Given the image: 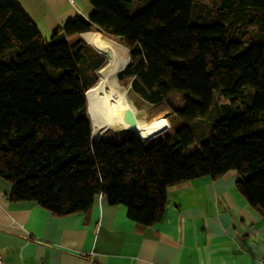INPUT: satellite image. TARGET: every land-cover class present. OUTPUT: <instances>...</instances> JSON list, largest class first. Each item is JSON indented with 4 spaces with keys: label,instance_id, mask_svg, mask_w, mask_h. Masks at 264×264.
<instances>
[{
    "label": "trees",
    "instance_id": "16d2710c",
    "mask_svg": "<svg viewBox=\"0 0 264 264\" xmlns=\"http://www.w3.org/2000/svg\"><path fill=\"white\" fill-rule=\"evenodd\" d=\"M88 20L68 21L45 39L20 7L0 2V177L9 200L35 202L56 217L86 214L96 196L153 226L171 188L230 172L264 219V0H87ZM95 29L129 50L122 79L150 104L184 94L178 117H205L214 93L241 98L199 153L188 125L150 146L93 140L81 75L66 35Z\"/></svg>",
    "mask_w": 264,
    "mask_h": 264
},
{
    "label": "crops",
    "instance_id": "0c3cea01",
    "mask_svg": "<svg viewBox=\"0 0 264 264\" xmlns=\"http://www.w3.org/2000/svg\"><path fill=\"white\" fill-rule=\"evenodd\" d=\"M0 2L20 7L45 39L93 10L87 0ZM241 179L230 172L171 188L161 221L142 226L99 195L88 213L56 217L35 202L9 200L11 185L0 177V257L4 264H259L264 219L238 191Z\"/></svg>",
    "mask_w": 264,
    "mask_h": 264
},
{
    "label": "bare ground",
    "instance_id": "6f19581e",
    "mask_svg": "<svg viewBox=\"0 0 264 264\" xmlns=\"http://www.w3.org/2000/svg\"><path fill=\"white\" fill-rule=\"evenodd\" d=\"M68 38L73 59L86 86L85 97L94 137L101 138L108 129H132L146 141L168 127L164 118L151 123L124 120L127 110L134 113L127 92L116 77L128 62L126 47L96 31L77 32Z\"/></svg>",
    "mask_w": 264,
    "mask_h": 264
},
{
    "label": "rangeland",
    "instance_id": "374dc122",
    "mask_svg": "<svg viewBox=\"0 0 264 264\" xmlns=\"http://www.w3.org/2000/svg\"><path fill=\"white\" fill-rule=\"evenodd\" d=\"M150 2L151 0H132L129 5L130 13L133 14L141 10L142 8L146 7ZM88 31H96V30L90 29ZM98 33L101 34L100 32ZM113 41L118 42L117 40H113ZM118 43L121 44L120 42ZM128 55H129V50H128ZM80 75L83 84V75L81 73ZM118 81L127 92V97L134 107V114L137 120H139L142 123H151L153 120H156L158 118H164L168 123V127L162 133L144 142L146 143V146L148 147L158 141L164 140L165 138L172 136L173 133L179 127L183 125H188L190 126L194 136V142L187 148L188 155H194L199 153L202 149V144H204L206 140H209L210 137L213 135L214 127L216 123L223 116V111L220 108L221 106H226L231 111L232 116H238L245 109L247 104L245 99L226 98L222 96L220 93L215 92L213 94L214 95L213 105L211 106L209 113L205 117L197 118L192 122H185L178 117L177 113L175 112V109L171 106V104H173L176 109L178 110L183 109L185 105L184 94L172 93L163 102L157 104H150L144 101L136 93L130 90V84L128 85L129 82L127 79H120ZM83 88L85 91L86 86L84 84H83ZM87 114L91 124L90 116L88 113V107H87ZM131 132L132 131L128 129H115V130L108 129L103 133L101 138H98V137H94V135L92 134V124H91V136L93 140L103 139L106 141L120 143L125 141L126 138L131 135Z\"/></svg>",
    "mask_w": 264,
    "mask_h": 264
},
{
    "label": "water",
    "instance_id": "95a60500",
    "mask_svg": "<svg viewBox=\"0 0 264 264\" xmlns=\"http://www.w3.org/2000/svg\"><path fill=\"white\" fill-rule=\"evenodd\" d=\"M70 51H71V54H72V50H71V49H70ZM128 61H129V57H128ZM127 63H128V62H127ZM126 65H127V64H126ZM125 67H126V66H125ZM125 67H124V68H125ZM124 68H123V69H120V70L117 72L116 76H117V79H118V80L122 79ZM85 96H86V95H85ZM124 120L127 121V122H133V121H135V120H137V119H136V117H135V114H134L131 110H127V111L125 112V114H124ZM129 130L132 131V133H133L134 136L138 137L137 134H136V132H135L134 130H132V129H129ZM138 138H139V137H138ZM139 140H140L141 142H145V141L142 140L141 138H139Z\"/></svg>",
    "mask_w": 264,
    "mask_h": 264
},
{
    "label": "built area",
    "instance_id": "2783aa9c",
    "mask_svg": "<svg viewBox=\"0 0 264 264\" xmlns=\"http://www.w3.org/2000/svg\"><path fill=\"white\" fill-rule=\"evenodd\" d=\"M69 1L73 2V0H69ZM0 264H4V262L1 259V257H0ZM259 264H264V258L259 261Z\"/></svg>",
    "mask_w": 264,
    "mask_h": 264
}]
</instances>
